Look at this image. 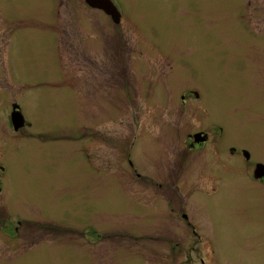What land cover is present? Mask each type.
Returning <instances> with one entry per match:
<instances>
[{
	"label": "rangeland",
	"instance_id": "374dc122",
	"mask_svg": "<svg viewBox=\"0 0 264 264\" xmlns=\"http://www.w3.org/2000/svg\"><path fill=\"white\" fill-rule=\"evenodd\" d=\"M111 1L0 0V264H264V0Z\"/></svg>",
	"mask_w": 264,
	"mask_h": 264
},
{
	"label": "flooded vegetation",
	"instance_id": "af4514ba",
	"mask_svg": "<svg viewBox=\"0 0 264 264\" xmlns=\"http://www.w3.org/2000/svg\"><path fill=\"white\" fill-rule=\"evenodd\" d=\"M121 15V13H120ZM119 15V16H120ZM111 19V18H110ZM120 19H121V16H120ZM191 94L195 97V98H198L197 95H195L193 93V91H190ZM190 95V94H189ZM181 100H183V97L181 96ZM16 105L15 102L11 103V109H10V113H9V121H10V115L13 111V106ZM18 106V105H17ZM19 107V106H18ZM19 110L21 111V109L19 108ZM11 123V122H10ZM27 122L25 121V128H27ZM11 127H12V124H11ZM29 127V126H28ZM13 128V127H12ZM212 130V129H211ZM210 129H200V130H196L192 133H187L186 134V138H185V142L183 143L184 144V151H182V154L184 155L185 153L187 152H191V153H195L197 152L198 150H201L203 148H205L207 146V144L209 142H211V139L209 140V135H211V133H213L214 131H211ZM219 134L216 136L215 135V143L211 144L210 148L209 149H206L207 151L206 152H209L213 157H217L218 158V154H219V151H218V147H220L221 145L218 143L219 141V138L221 137L222 135V129L220 128L219 129ZM197 134H200V135H197ZM201 139H205L204 141H201ZM228 150L229 148L226 147ZM243 151V149L241 150ZM234 155V154H232ZM248 159H246V161H248ZM256 164H259V163H255L254 164V167ZM261 164V163H260ZM131 165V163L129 164ZM4 174V168L0 165V192L2 190V176ZM184 185H185V182H182ZM184 187V186H183ZM183 187H179L177 186L176 189H175V192H177V195H176V198H175V201H176V206L178 207V209L180 210L181 212V218L186 222V224L192 229V233L194 234V227L192 226V224L190 223V221H188V217H187V214H185L184 212V207L185 205L183 206L181 202V199L183 200V196H185L186 194L185 193H182L181 192V188L183 189ZM185 188V187H184ZM184 190V189H183ZM189 190V189H188ZM187 190V191H188ZM170 205V203H169ZM168 205V206H169ZM170 210L173 211V209L170 207ZM195 235V234H194ZM203 263V261H201Z\"/></svg>",
	"mask_w": 264,
	"mask_h": 264
},
{
	"label": "water",
	"instance_id": "95a60500",
	"mask_svg": "<svg viewBox=\"0 0 264 264\" xmlns=\"http://www.w3.org/2000/svg\"><path fill=\"white\" fill-rule=\"evenodd\" d=\"M85 3L87 4L88 7L102 10L105 14H107V16L111 18L113 23L115 24L119 23L120 14L111 0H85ZM10 122L12 124L14 131H18L20 128L25 126V120L17 105L13 106V111L10 115ZM204 140L205 139H201V141ZM243 155L245 156L246 159L249 158V154L247 152L243 151ZM263 176H264V165L256 164L252 178L258 179Z\"/></svg>",
	"mask_w": 264,
	"mask_h": 264
},
{
	"label": "trees",
	"instance_id": "16d2710c",
	"mask_svg": "<svg viewBox=\"0 0 264 264\" xmlns=\"http://www.w3.org/2000/svg\"><path fill=\"white\" fill-rule=\"evenodd\" d=\"M45 228H47L48 230H53L54 228H52V227H45Z\"/></svg>",
	"mask_w": 264,
	"mask_h": 264
}]
</instances>
